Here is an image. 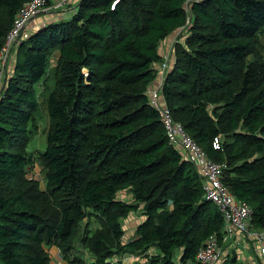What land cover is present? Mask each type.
<instances>
[{
    "label": "trees",
    "instance_id": "16d2710c",
    "mask_svg": "<svg viewBox=\"0 0 264 264\" xmlns=\"http://www.w3.org/2000/svg\"><path fill=\"white\" fill-rule=\"evenodd\" d=\"M27 1L0 0V50ZM68 6L37 16L0 88V264H51L44 246L74 264H115L127 253L133 264H186L209 236L220 242L224 221L205 178L170 143L148 93L165 60L158 47L176 31L184 41L170 47L159 104L224 165L222 183L264 227V0ZM42 109L51 124L34 153ZM35 158L43 189L26 176ZM136 212L143 218L125 237L123 219ZM92 217L99 226L78 238L94 257L86 262L74 241Z\"/></svg>",
    "mask_w": 264,
    "mask_h": 264
},
{
    "label": "built area",
    "instance_id": "2783aa9c",
    "mask_svg": "<svg viewBox=\"0 0 264 264\" xmlns=\"http://www.w3.org/2000/svg\"><path fill=\"white\" fill-rule=\"evenodd\" d=\"M72 0H54L47 5L46 0H29L25 2L16 13L12 27L7 33L4 44L0 50V87L4 85L6 74L9 73L13 62L11 54L19 42L28 37L29 23L41 12H56L64 10ZM11 60L9 61V59ZM164 62L160 66V84L158 87L149 90L151 104L161 113L162 122L166 129L170 143L180 148L186 158L192 162L205 178L204 194L205 197L213 202L219 209L223 221V232L231 235L235 230H239L246 236L262 243L264 241V229L251 228L253 216L252 208L234 198L222 183V172L224 165L210 159L205 151L185 132L180 123L175 122L168 109L159 104V89L163 84L164 73L167 70L169 53L164 56ZM215 148L218 147L217 139L213 142ZM264 255V247L260 248ZM222 249L217 237L211 235L205 244L199 248L196 254L197 264H221Z\"/></svg>",
    "mask_w": 264,
    "mask_h": 264
},
{
    "label": "rangeland",
    "instance_id": "374dc122",
    "mask_svg": "<svg viewBox=\"0 0 264 264\" xmlns=\"http://www.w3.org/2000/svg\"><path fill=\"white\" fill-rule=\"evenodd\" d=\"M68 7L69 6H66L64 8V10L56 11V14H59V13L65 14L67 12ZM179 32L176 31L175 33H172L171 35H169L168 38L165 39L164 41H162V43L158 47V50H160V53L162 56H167V53H169L168 63L166 61L167 65L169 64V61L171 58V51L169 48L171 46L175 45V43H178V41H179L178 39H181L180 41H184V39H183L184 37H182L181 33H179ZM162 44L163 45L165 44V48L167 49L164 52H163V50H161ZM12 55H13V52L11 54V58H12ZM11 58L9 59V61L11 60ZM158 75H160V74H158ZM160 82H161L160 79H156V80H154L153 84L159 85ZM152 85L149 87V90L153 89ZM50 124L51 123H50V120H49L48 115L46 113V110L42 109V111L38 114V121H37L36 129H35L36 133H34L32 135L30 142L28 144L29 149L34 151V153L38 152V150H40V149H43V147L45 145V135L50 128ZM44 174H45V172L42 168V164L39 161V159H37V158H35L33 160L32 164H30L29 166L26 167L27 178L28 179H34V180L39 179V184H40V187L42 189L45 186ZM120 196H121V198L125 199L128 202L131 201V199H132V196L128 192V190H123L120 193ZM142 218H143V216H141V214H138L136 212V213H131L130 216L123 219L122 224H123V228L125 230V237L129 238L133 234L135 226L139 223V221ZM86 224L89 225V230L91 232L94 231L99 226V223L96 221V219H94V217H92L89 221L87 218H85L83 221L80 222V224H79L80 231H78V236L76 237V239L74 241V242H76L75 243V245H76L75 254L78 257H81L84 260H86V262H90L91 260L94 259V257L89 252L82 251L81 247H79V245H78V238L80 236L81 231H82V234L84 233L83 229H84V226ZM50 247H52V246H50ZM50 247L44 246V248L47 251L48 256L50 258L51 264H74L71 256H67L65 258L60 256L59 249L57 246H54L51 249H50ZM62 258H64V259H62ZM119 258L120 257L117 256L113 259L114 262L119 261L118 263H115V264H133V262L138 258V256H134V255L127 253L126 255L122 256L120 259Z\"/></svg>",
    "mask_w": 264,
    "mask_h": 264
},
{
    "label": "crops",
    "instance_id": "0c3cea01",
    "mask_svg": "<svg viewBox=\"0 0 264 264\" xmlns=\"http://www.w3.org/2000/svg\"><path fill=\"white\" fill-rule=\"evenodd\" d=\"M69 10V9H68ZM64 14H70V10ZM61 14V13H59ZM63 16V14H61ZM39 17L34 18L28 25L29 28L33 25H37ZM163 52L167 50L165 44L161 45ZM170 49V48H169ZM160 53V50H159ZM161 54V53H160ZM160 75L156 79H160ZM153 88L158 87V85L153 84ZM251 228H255V222L250 223ZM257 229H264L257 228ZM219 245L222 249V257L220 259L221 264H264V255L261 254L260 248L264 247V241L262 243L254 240L250 236H246L239 230H235L231 235H225L222 231L220 237ZM54 246L50 247L53 248ZM49 249V250H50ZM186 264H197L196 262H187Z\"/></svg>",
    "mask_w": 264,
    "mask_h": 264
}]
</instances>
